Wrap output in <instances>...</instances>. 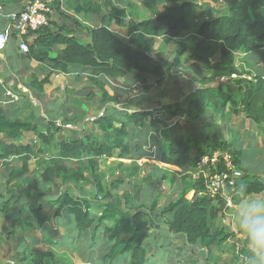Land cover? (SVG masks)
<instances>
[{"label": "trees", "instance_id": "trees-1", "mask_svg": "<svg viewBox=\"0 0 264 264\" xmlns=\"http://www.w3.org/2000/svg\"><path fill=\"white\" fill-rule=\"evenodd\" d=\"M23 1L0 0V7L11 14ZM31 1L34 0L27 3ZM139 1L149 15L147 19L135 21L130 11L133 6L126 10L107 1L103 4L107 14L102 17L106 24L90 28L60 12L67 24H55L52 31L49 21L47 27L29 34L33 41L27 43L23 58L38 63L44 75L41 79L31 75L26 89L41 99L51 75L78 72L86 76L90 86L71 90L73 96L86 101L99 96L102 104L113 103L119 98L118 89L136 88L138 78L153 79L155 86L162 87L171 69L181 65L186 52L187 69L196 89L173 104L155 102L158 108L154 111L144 110L136 103L134 110L117 113L119 117H98L92 125L103 137V143L89 136L56 139L62 129L50 114L38 116L30 109L24 115V106L0 105V168L6 174L0 190V254L9 264H73L68 258L54 255L60 248L70 250L82 264L213 262L214 254L227 245L235 249L230 244L235 236L222 223V216L231 215L234 210L225 209L221 200L213 203L205 194L204 180L188 176L187 171L201 157L226 149L243 175L238 183L241 199L264 191V183L240 165L242 151L215 133L208 135L211 129L206 122L228 114L255 125L264 124V67L257 66L255 72L249 73L235 65L237 54L253 58L255 65L264 64V0H205L222 8L214 17L200 22L196 20L201 10L199 3L165 0L166 5L160 10L158 0ZM53 5L59 12V4ZM71 9L76 16L100 14L96 0L82 4L76 1ZM111 23L126 28L129 40L114 34L109 29ZM193 23H197L194 31ZM78 31H85L90 41L82 42ZM190 32L195 35L193 46L176 41ZM146 38H162L166 45L176 44L172 62L155 59L145 51ZM107 88L112 89L111 95ZM2 93L0 90V100L4 101ZM177 117L182 122L173 121ZM158 125L163 128L158 130ZM185 126H189L188 132ZM151 128L161 138L158 162L185 173L180 178V194L154 216L155 201L144 209L133 200L131 204L137 205L124 211L126 196L121 199L106 191L96 168V159L111 158L115 152L118 159H133V152H140L141 147L138 144L132 151L131 143L141 141V131L147 133ZM83 157L85 168L68 171L62 165ZM32 162L37 164V170L29 171ZM15 164L20 166L15 168ZM32 175L39 179L34 190L26 186ZM55 180L60 185L80 183L90 188L82 186L83 194L73 195L57 186L54 193L46 194L43 189ZM94 195L108 200L98 206L96 213L92 211ZM168 234L182 240L183 245L167 250L168 241L161 240Z\"/></svg>", "mask_w": 264, "mask_h": 264}, {"label": "rangeland", "instance_id": "rangeland-1", "mask_svg": "<svg viewBox=\"0 0 264 264\" xmlns=\"http://www.w3.org/2000/svg\"><path fill=\"white\" fill-rule=\"evenodd\" d=\"M178 1H190L201 4V10L196 19L197 22L214 17L215 13L222 8L220 5L203 3L199 0ZM98 2L103 3V0H98ZM111 2L115 7L117 6L118 8L126 10H129V7L133 6L130 11L132 12V15H134L133 19L135 21L144 20L149 17L146 9L139 0H111ZM157 4L161 10L164 9L166 2L165 0H158ZM100 11L103 15L107 14V10L104 6L101 7ZM101 23L106 24V20L102 18ZM196 24H192V31H194ZM111 31L115 33L113 30ZM176 41L184 42L190 47L195 43V35L193 32H190L185 36L178 38ZM176 49V44L172 43L166 45L162 42V38H147L146 41H144L145 51L149 52L155 59L166 60L169 64L175 56ZM188 54L189 53L186 52L183 55L179 67L171 69L169 76L166 77L165 83L162 87L155 86L153 84V79L138 78L136 81V88L128 90L118 89L116 95H118L119 98L117 102L113 103L102 104L99 96H95L91 101H86L84 97L73 96L71 90H80L82 87L90 86L84 75L72 74L69 76H61L57 79L54 75L52 77V83L44 86V94L41 99L35 98L36 95L34 93H28L25 92V90L7 88L11 92H15L14 95L21 94L19 102L13 105V107L24 106V110L26 111L31 109L38 116H42L44 113L47 115L50 114V118L56 120V126L62 129L58 136H56V139H76L89 136L97 139L99 143H103V137L92 125V122L98 117L105 114H114L119 117L117 113H123L126 110L129 112L134 110L136 103H140L144 110L154 111L158 108V105L155 102H158L159 105L173 104L178 102L185 92L189 93L196 88L195 84L191 82L192 75L187 69L189 62ZM247 63L241 56L237 55L235 63L237 68L242 72H253L255 66ZM1 86L2 85H0V87ZM107 91L110 95L112 94L111 88H107ZM119 91H122L123 93H119ZM162 95L163 97H161ZM51 106L54 107V110L57 109V111L48 112L47 110L52 109ZM62 110H65V112L62 113ZM59 114L60 117L57 116ZM160 119L165 120L164 117H160ZM63 120H66V122ZM173 121L182 122L179 117L174 118ZM206 122H209V129H211L208 130V135L215 133L221 140H227L230 143H238L240 145L243 152L240 165L243 158L245 160L243 165L246 167L247 173L249 175L263 178L264 182V129L257 128L251 122H245L243 117L236 118L228 114L222 119L215 117ZM185 127L188 132L189 126ZM157 128L160 130L163 127L162 125H158ZM147 131V133L141 131L144 134L141 141L134 140L131 143L132 151L134 146H138V144L141 147L140 152H133V159H118L117 152H115L111 158L96 159V168L97 174L100 176L102 185L106 191H109L116 197H121V199L124 195L126 196L128 202L125 203L124 211L132 206L135 207L137 204H142L144 209H146V207L149 205L151 206L155 201L156 210L153 213L154 216L155 213H158L168 202L172 200L174 201L180 194L182 190L180 178L185 173L180 170L168 168L158 162L159 150L161 149L159 132L152 128ZM249 134H254V136L249 137ZM28 138H31L32 140L31 135H28ZM241 148H237L236 150H241ZM62 165H64L68 171L85 168L86 158L83 157L80 161L73 160L71 162L62 163ZM19 166V164L14 165L15 168H18ZM28 168L29 171L37 170V164L32 162L29 164ZM4 174L5 172L0 168V190L4 183V178H2V176L6 177V174ZM186 174L192 178L200 177V173H198L195 168L189 169ZM38 184L39 179L36 175H32L26 186L34 190ZM57 186L64 190H68L73 195L83 194L82 186L90 188V185L80 183L76 184V186L60 185L59 182L55 180L52 184H48L43 190L46 194H52L58 190L56 189ZM255 194L257 193L252 194V196ZM259 194L264 196V191ZM249 196L250 195L242 196L239 204ZM93 197H95V202H93L92 211L96 213L99 211L98 206L103 205L108 200L98 196L96 197V195ZM186 198H190V193ZM133 200H136L137 202V204H134L135 206L131 204ZM228 217L229 219H227V214L223 215L222 221H224V223H222L228 230H230V232L234 233V225L231 223L232 216L228 215ZM157 219V221L162 224L161 218ZM173 236V234H170L169 237L167 236L161 240V242H167L169 240L167 250H174L175 247L183 245L182 240H179L178 238L175 239ZM243 240V237H235L233 243H231V246H234L235 249L231 248L230 245H227L224 249L217 252V255H215V261L206 264H246L248 261L239 258V253L242 248H245ZM42 249L45 250L44 252L49 251L47 248ZM236 251L237 254L235 253ZM54 255L58 258H68L73 264H79V262L73 258L71 251L66 248L56 251ZM244 256L246 257L247 255ZM176 261L177 260H173L172 264H176ZM0 264H9L4 259L3 253L0 254Z\"/></svg>", "mask_w": 264, "mask_h": 264}, {"label": "crops", "instance_id": "crops-1", "mask_svg": "<svg viewBox=\"0 0 264 264\" xmlns=\"http://www.w3.org/2000/svg\"><path fill=\"white\" fill-rule=\"evenodd\" d=\"M44 1L48 4V6L52 10V14L50 16L51 24L49 25V27H50V29L52 31H54L56 29L55 28V24H58V25L67 24L66 19H64L60 15V12L70 16L71 18L78 19L84 26H88L90 28H92V27H94L96 25H100L101 21H102V17L106 15V14L103 15L101 13V11H100V14L98 15V17H92L90 15H87L86 17L81 16V15L76 16L73 13L71 7L75 5L76 1H79V3L82 4L83 2H86V0H83V1L82 0H44ZM107 1L111 2V0H103V3L101 2L102 3L101 4L97 0L98 4L101 7ZM201 2L207 3V1H205V0H203ZM54 3L59 4V12L56 11V5H53ZM26 4H27V0H25V1L21 2L20 4L16 5L15 6V11L12 12L11 14L10 13H5L3 10H1V7H0V31H5V30H7L9 28L10 23H11V16L13 14H16L17 12H19ZM101 7H100V9H101ZM69 26H71V25L69 24ZM109 27H110V30H113L115 32L114 34H117L120 38L129 40L130 37H129L128 30L126 28L117 27L115 25V23H111ZM77 35L79 36L81 41L84 42V43H88L90 41V37L85 31H78ZM148 39H150V38H148ZM24 41L27 42V43H31L33 41V37H31V36L25 37ZM19 44H20V39L16 35H13L12 33H10L8 41H7V44H6V47L4 48V50H2L0 52V85H2L1 86L2 88L0 87V90H2V92H3L2 95L5 98L4 101L0 100V105H2V106H9V105L13 106V105L17 104L19 102V99L21 98L20 97L21 94L14 95L15 92L14 93L11 92L8 88H10V89L18 88V89H21V90H25V92L31 93L28 89H26L28 78L31 75L35 74L36 76H38L41 79L43 77V75H44L43 70L39 67L38 63H36L34 61H31V60L29 61V60L23 58L24 54L20 52ZM237 55L241 56L242 59H244V61L246 63L248 62L247 64L255 66V69L253 70V72H255L257 66L261 67V68L264 67V64L262 62L259 65H255L254 62H253L254 61L253 58L251 59V58L247 57L246 55H242V54H237ZM237 55L235 56V63H236ZM72 74L78 75L79 73L78 72H74V73L67 74V75H64V74H53L49 78V83H52V77L54 75H55V78L57 79V78H59L61 76H69V75H72ZM85 75H88V74H85ZM48 84H46V85H48ZM192 91H190V92H192ZM184 94H188V93L185 92ZM51 108L54 109V107H52V106H51ZM52 109H49V110H52ZM27 111L24 110L23 114L25 115L27 113ZM245 122H250V121L245 120ZM255 126L257 128H259V129H264V124L255 125ZM250 136L253 137L254 134H249V137ZM224 141L228 142L227 140H224ZM234 145L236 146V148H241L238 143H236ZM240 151H242V148H241ZM244 161L245 160L242 158L241 165L243 167H244V165H243ZM244 168L246 169V167H244ZM258 178L263 182V178H260V177H258ZM250 196H252V195H250ZM242 202L236 206V208L234 209L235 212H237V213L239 212V209H240V206H241ZM227 219H229L228 215H227ZM232 220H233V218H232ZM232 220H231V223H232V225H234V229H235L234 233L233 232L232 233L237 238H239V237H243L244 238L243 241H244V244H245V248H242L241 252L239 253V258H242V259L248 261V258L251 256V253H249L247 251V241H246L244 235L237 230V225L234 222H232ZM223 223H224V221H223ZM169 236L170 235L168 234V237ZM173 237H175V236H173ZM168 242H169V240H168ZM231 243H233V240L230 241V244ZM60 249H62V248H60ZM217 252L214 254V256L217 255ZM235 253L237 254V251ZM244 255H247V256L245 257ZM79 264H82V263H79Z\"/></svg>", "mask_w": 264, "mask_h": 264}, {"label": "built area", "instance_id": "built-area-1", "mask_svg": "<svg viewBox=\"0 0 264 264\" xmlns=\"http://www.w3.org/2000/svg\"><path fill=\"white\" fill-rule=\"evenodd\" d=\"M51 14L52 10L45 1L28 2L21 11L11 16L9 28L0 31V52L6 47L9 34L12 33L20 39V52L27 53L28 46L24 38L47 27ZM194 168L200 173L199 178L204 180L206 196L213 203L221 200L225 209L234 210L238 205L236 202L241 201L238 183L243 175L236 166L232 154L226 149L212 151L201 157Z\"/></svg>", "mask_w": 264, "mask_h": 264}, {"label": "clouds", "instance_id": "clouds-1", "mask_svg": "<svg viewBox=\"0 0 264 264\" xmlns=\"http://www.w3.org/2000/svg\"><path fill=\"white\" fill-rule=\"evenodd\" d=\"M231 216L247 241L248 264H264V196H249Z\"/></svg>", "mask_w": 264, "mask_h": 264}]
</instances>
